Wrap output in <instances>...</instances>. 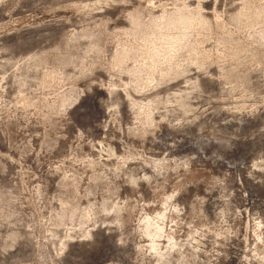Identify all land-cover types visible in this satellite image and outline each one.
Returning <instances> with one entry per match:
<instances>
[{
	"label": "rangeland",
	"instance_id": "obj_1",
	"mask_svg": "<svg viewBox=\"0 0 264 264\" xmlns=\"http://www.w3.org/2000/svg\"><path fill=\"white\" fill-rule=\"evenodd\" d=\"M0 264H264V0H0Z\"/></svg>",
	"mask_w": 264,
	"mask_h": 264
}]
</instances>
